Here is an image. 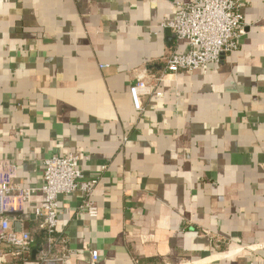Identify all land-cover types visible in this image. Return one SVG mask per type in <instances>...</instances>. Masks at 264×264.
<instances>
[{
  "label": "crops",
  "instance_id": "obj_1",
  "mask_svg": "<svg viewBox=\"0 0 264 264\" xmlns=\"http://www.w3.org/2000/svg\"><path fill=\"white\" fill-rule=\"evenodd\" d=\"M194 1L0 0V159L28 187L73 153L97 182L96 218L60 198L73 264L264 262V0H244L246 36L209 73L168 76L141 112L130 96L187 52L160 26Z\"/></svg>",
  "mask_w": 264,
  "mask_h": 264
},
{
  "label": "built area",
  "instance_id": "obj_2",
  "mask_svg": "<svg viewBox=\"0 0 264 264\" xmlns=\"http://www.w3.org/2000/svg\"><path fill=\"white\" fill-rule=\"evenodd\" d=\"M243 6L244 0L177 3L175 17L160 27L169 30L177 41H186L188 50L166 57L165 71L159 77L137 74L136 82L130 86L134 108L144 110L143 97L160 98L162 93L157 89L168 76L196 71L207 74L223 57L238 51L246 36ZM80 162L81 157L73 153L51 156L43 161L42 183L22 187L15 183L18 176L15 161L0 159V264H73L78 253L66 247L67 239L59 235L60 198L80 193L79 214L98 216V208L92 201L97 182L83 175ZM36 194H41L44 200L29 212L28 204ZM33 219L38 222V230L45 234L44 244L37 245L38 233L24 229ZM91 258L93 264L98 263V252L92 251Z\"/></svg>",
  "mask_w": 264,
  "mask_h": 264
}]
</instances>
